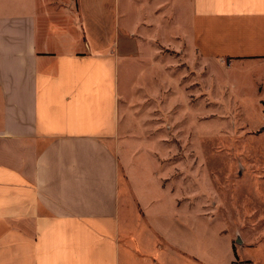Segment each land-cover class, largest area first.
I'll return each mask as SVG.
<instances>
[{"label": "crops", "instance_id": "obj_1", "mask_svg": "<svg viewBox=\"0 0 264 264\" xmlns=\"http://www.w3.org/2000/svg\"><path fill=\"white\" fill-rule=\"evenodd\" d=\"M128 1L140 18L119 23L120 44L106 0H0V264H264L251 236L264 227L227 216V250L207 246L201 224L219 212L192 211L156 160L138 161L136 180L156 178L126 199L121 168L140 149L121 134L119 99L121 60L146 24V37L181 38L236 73L264 70V0Z\"/></svg>", "mask_w": 264, "mask_h": 264}, {"label": "rangeland", "instance_id": "obj_2", "mask_svg": "<svg viewBox=\"0 0 264 264\" xmlns=\"http://www.w3.org/2000/svg\"><path fill=\"white\" fill-rule=\"evenodd\" d=\"M129 3L106 0V32L116 33L120 44L119 23L126 27L140 18ZM146 26L130 39L133 55L121 60V134L131 138L132 149H140L137 159L126 161L129 176L121 168L122 194L135 198L136 189L150 186L155 175L136 180L131 171L138 161L142 166L156 160L160 183L185 202L190 199L192 211L201 202L199 211L219 212L210 228L201 224V231L207 246L224 252L227 239L216 235L224 217L244 219L246 231L253 230L250 225L264 227V70L236 73L229 63L202 59L181 38L166 44L161 33L146 37L144 30L155 28ZM262 231L251 236L264 241ZM257 247L248 254L263 256Z\"/></svg>", "mask_w": 264, "mask_h": 264}]
</instances>
